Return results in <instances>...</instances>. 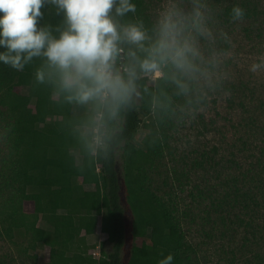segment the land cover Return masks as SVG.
<instances>
[{"label": "trees", "instance_id": "16d2710c", "mask_svg": "<svg viewBox=\"0 0 264 264\" xmlns=\"http://www.w3.org/2000/svg\"><path fill=\"white\" fill-rule=\"evenodd\" d=\"M133 3L137 5L135 18L151 28L155 22L147 0ZM233 5L244 9L243 19L264 11L261 3L233 0L222 7L224 22L232 20ZM41 12L38 26L62 25L63 14L54 7L45 4ZM131 18L133 14L125 19ZM44 63L43 58H34L22 71L0 64V125L8 147L0 154V162L5 163L4 185L9 187L7 198L0 203V239L11 240L17 231L28 237L30 248L47 246L49 260L45 264H158L168 254L173 255L172 264H207L200 261L199 249L188 237L175 204L153 185L157 162L165 152L173 153L177 107L185 106L189 98L166 80L150 82L141 75L136 81L139 94L112 120L102 104L69 103L52 81L38 84L35 71ZM241 84L231 86L239 90ZM22 87L28 92L23 93ZM239 107L247 112L241 100ZM256 109L264 112V101L250 109V123L258 121ZM140 124L145 132L138 142ZM208 124H217V119L209 118L203 129ZM260 132L264 136V124ZM97 138L104 141L105 149L93 150ZM240 141L242 147H248L245 140ZM257 147L262 163H247L221 189L222 201L231 197L233 204L249 212L257 211L256 194L264 195V146ZM212 152L216 153V146ZM207 153L203 155L213 161ZM179 161L186 164L185 156ZM201 163L195 161V166ZM177 172L174 167V177L180 178ZM245 180L250 185L240 187V181L246 184ZM28 202L33 203L31 211L26 210ZM249 216L253 218L252 213ZM39 217L47 222L46 227L37 224ZM238 219L242 221V217ZM97 228L106 238L90 245L85 237ZM129 233V253L123 261ZM251 235L257 240L254 230ZM263 259L256 255L259 263Z\"/></svg>", "mask_w": 264, "mask_h": 264}, {"label": "clouds", "instance_id": "9594fccd", "mask_svg": "<svg viewBox=\"0 0 264 264\" xmlns=\"http://www.w3.org/2000/svg\"><path fill=\"white\" fill-rule=\"evenodd\" d=\"M45 4L63 14L62 25L38 26ZM136 12L133 0H0V64L22 71L43 58L35 71L38 84L52 81L69 103L102 104L112 120L139 94L141 75L170 82L189 105L202 104L223 88L222 66L231 54L215 45L218 38L227 43L228 36L212 31L204 0H189L188 7L169 0L151 28ZM129 14L133 18L125 19ZM244 16L243 8L232 6V21ZM261 70L264 58L249 66L252 73ZM196 115L192 107L189 116ZM105 148L97 138L93 150ZM172 262L168 254L158 264Z\"/></svg>", "mask_w": 264, "mask_h": 264}, {"label": "rangeland", "instance_id": "374dc122", "mask_svg": "<svg viewBox=\"0 0 264 264\" xmlns=\"http://www.w3.org/2000/svg\"><path fill=\"white\" fill-rule=\"evenodd\" d=\"M250 1L264 6V0ZM168 2L169 0H147L153 22ZM182 2L185 7L189 6V0ZM204 2L209 10V25L212 31L218 37L221 32L227 33L228 36L227 43L218 38L215 45L231 54L222 66L226 78L220 91L210 94V99L196 107L195 119L189 116L193 105L179 104L176 118L178 129H175V139L172 142L173 153L165 152L164 157L157 162L153 185L170 204H175L188 237L199 249L200 261L203 260L207 264H264V259L260 263L256 260V255L264 258V195H258L255 193L257 190L254 191L258 204L256 212L245 211L239 204H233L231 197L228 201L221 200V189L225 188L226 181L230 183L247 167V163H262L257 146H264V136L260 132L261 125L264 124V112L257 109L254 111L258 119L256 123H250L249 118L253 113L250 109L261 100L264 101V70L252 73L249 66L264 58V11L259 12L257 17L237 22L231 20L227 23L223 21L220 13L222 7L233 0ZM232 84H241V87L239 90L233 89ZM22 92L27 93V87H22ZM240 100L248 107L246 113L239 107ZM209 118H216L217 124H208L207 129H203ZM144 130L140 124L136 137L138 142ZM83 132L87 133L89 129H84ZM240 139L249 144L247 148L242 147ZM6 144L5 131L0 125V154H4L5 148L8 149ZM212 146H216V153L212 152ZM204 152L211 154L213 161L206 158ZM182 156H185L186 164L180 163ZM195 161L202 163L196 167ZM174 167L178 170L180 178L174 177ZM6 174L5 163L0 162L1 204L9 192L8 185H4ZM185 174L189 176L188 181ZM246 185L250 184L247 181L246 184L244 181L239 183L243 188ZM32 208L33 203L28 202L26 210L31 211ZM251 213L253 218L249 216ZM239 217H242V221ZM37 224L41 227L47 226L42 217H39ZM253 230L257 240L251 235ZM85 238L90 245H97L106 238V234L97 228L96 232ZM128 238L122 255L123 261L128 257L130 233ZM28 242V237L17 231L11 240L0 239V264L1 261L3 264H45L49 260V248L37 245L33 249L29 247Z\"/></svg>", "mask_w": 264, "mask_h": 264}]
</instances>
